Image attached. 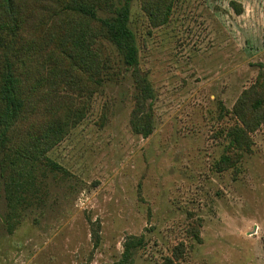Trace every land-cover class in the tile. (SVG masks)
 <instances>
[{"label": "rangeland", "instance_id": "obj_1", "mask_svg": "<svg viewBox=\"0 0 264 264\" xmlns=\"http://www.w3.org/2000/svg\"><path fill=\"white\" fill-rule=\"evenodd\" d=\"M129 27L155 91L152 135L133 132V71L98 39L107 69L85 118L30 177L0 173V264H114L129 237L143 241L132 264H159L181 243V264H264V127L237 169L216 171L227 112L264 79V0H175L157 28L133 0Z\"/></svg>", "mask_w": 264, "mask_h": 264}, {"label": "trees", "instance_id": "obj_2", "mask_svg": "<svg viewBox=\"0 0 264 264\" xmlns=\"http://www.w3.org/2000/svg\"><path fill=\"white\" fill-rule=\"evenodd\" d=\"M115 1L0 0V44L5 45L0 49V173L11 171L12 182L30 177L28 169L44 164L47 154L85 118L84 97L99 91L107 69L95 49L100 38L111 42L133 71V132L144 138L152 135L155 91L140 68L139 50L129 27L133 0H118L119 7ZM174 1L140 3L149 24L157 28L169 22ZM98 11L112 16L100 18ZM13 43L18 49L12 59ZM227 113L234 119L226 134L230 150L216 163L217 172L237 169L244 153L252 152V135L264 127L262 76ZM199 227L194 224L189 230L197 243L202 242ZM93 238L98 247V231ZM142 244V239L129 237L121 259L114 264H132ZM186 253L181 243L159 264H181Z\"/></svg>", "mask_w": 264, "mask_h": 264}]
</instances>
